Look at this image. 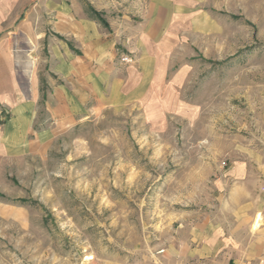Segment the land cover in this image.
I'll use <instances>...</instances> for the list:
<instances>
[{"label":"rangeland","instance_id":"obj_1","mask_svg":"<svg viewBox=\"0 0 264 264\" xmlns=\"http://www.w3.org/2000/svg\"><path fill=\"white\" fill-rule=\"evenodd\" d=\"M52 1L0 0L34 92L0 100V264H235L264 221V0L157 2L148 39L152 0H78L108 23L93 60Z\"/></svg>","mask_w":264,"mask_h":264},{"label":"crops","instance_id":"obj_2","mask_svg":"<svg viewBox=\"0 0 264 264\" xmlns=\"http://www.w3.org/2000/svg\"><path fill=\"white\" fill-rule=\"evenodd\" d=\"M161 1L165 0H152V9H150L145 15L146 20L144 22V26L146 29L144 38L148 39L152 35L160 33L162 28L165 26V20L163 18L164 15L159 13L160 9L156 6L157 2ZM52 2L54 6L53 9H50L49 12L55 19L53 23V30L55 32V35L59 39L63 40L68 47V51H64L62 56L69 57V52L71 51H73L77 55H80L82 49L85 48L88 51L90 59L93 60L95 55H99L98 53L100 50L109 49L108 40L105 42L104 40H102L100 32L95 25L97 20L89 16L86 9H81L78 0H53ZM22 17L23 12L19 15L18 19H21ZM4 42H6V39L2 38L0 42L1 45ZM26 47L30 48L27 43ZM95 51H97L96 54L94 53ZM0 55L2 54L0 53ZM54 56L58 58V54L56 51L54 53ZM92 60H90V62H92ZM23 62H21V58H15L16 66L22 67V71H20L22 75H18V73L16 72L17 77L20 79V81L15 84L14 75L16 73L14 70L13 58L8 54L5 55V58L0 57L1 101L10 102V100L12 99H19V93L22 94L26 102H30V98H33L34 92L29 88L31 68L29 69V67L26 66L27 64ZM23 80L26 81V86L24 88L22 85ZM16 86L18 88H16ZM231 246L232 245H230L229 247V256H233L235 264H264V221L260 225L258 232L253 234V237H251L249 240H246L245 243L240 247V249H238L237 253L233 254L232 250L234 249ZM199 247V253H202V251L205 250V253H203V257L206 260L210 261L212 257L209 255V253L211 251H214L216 247L214 241L207 236L205 237L204 242L200 243Z\"/></svg>","mask_w":264,"mask_h":264},{"label":"trees","instance_id":"obj_3","mask_svg":"<svg viewBox=\"0 0 264 264\" xmlns=\"http://www.w3.org/2000/svg\"><path fill=\"white\" fill-rule=\"evenodd\" d=\"M87 13L89 16L92 18L96 19L99 21L103 26L108 27V23L100 16L99 12L96 11L91 5L87 3V8H86Z\"/></svg>","mask_w":264,"mask_h":264},{"label":"bare ground","instance_id":"obj_4","mask_svg":"<svg viewBox=\"0 0 264 264\" xmlns=\"http://www.w3.org/2000/svg\"><path fill=\"white\" fill-rule=\"evenodd\" d=\"M18 54V53H17ZM27 67H29V69L31 68V61L26 63ZM262 214L261 213H257L252 221V229L251 230H256L260 227V225L262 224Z\"/></svg>","mask_w":264,"mask_h":264},{"label":"built area","instance_id":"obj_5","mask_svg":"<svg viewBox=\"0 0 264 264\" xmlns=\"http://www.w3.org/2000/svg\"><path fill=\"white\" fill-rule=\"evenodd\" d=\"M121 61H123V62H128V61H130V58H129L128 55H123V56L121 57Z\"/></svg>","mask_w":264,"mask_h":264}]
</instances>
